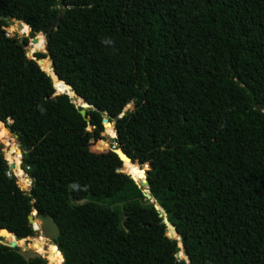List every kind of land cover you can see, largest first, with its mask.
<instances>
[{
    "label": "trees",
    "instance_id": "16d2710c",
    "mask_svg": "<svg viewBox=\"0 0 264 264\" xmlns=\"http://www.w3.org/2000/svg\"><path fill=\"white\" fill-rule=\"evenodd\" d=\"M11 18L29 28L21 43ZM53 21L35 56L91 105L87 122L25 59ZM0 122L30 180L21 190L0 152V228L22 240L31 208L46 215L61 264H264V0H0ZM113 122L117 147L147 162L150 195L163 183L153 198L187 263L97 139ZM0 264L47 262L0 244Z\"/></svg>",
    "mask_w": 264,
    "mask_h": 264
},
{
    "label": "rangeland",
    "instance_id": "374dc122",
    "mask_svg": "<svg viewBox=\"0 0 264 264\" xmlns=\"http://www.w3.org/2000/svg\"><path fill=\"white\" fill-rule=\"evenodd\" d=\"M4 30H5L6 35L10 36V37L11 36H16V37L24 36V37H26V36H28V33H29L28 31H26L25 27L22 28L20 31H17L14 24H9V23L7 24L6 27H4ZM20 32L23 34H21ZM37 35L39 36V41L37 42V44H35V47L39 48L40 50H43L44 46H45L44 36L40 35L39 32L37 33ZM29 40H30V38L28 39V41ZM43 54H46V53H43ZM46 59L48 60L47 57H46ZM132 109H133V102H129L128 106H125L123 108V112H127V111H130ZM7 122H9V121H7ZM105 122H106V132L110 133L111 132V123L107 121V118H105ZM2 126L3 127H1V125H0V128H3V130L5 131V135H4V137H0V152H2L3 157L6 161V166H7L6 173L15 178V182L21 190L27 191L29 189L30 180H29L28 176L25 174V169H23L21 167V155H22L21 149L19 147V144L17 142L15 135L12 134L6 128L5 124L2 123ZM88 127L89 126L85 127V131H88L87 130ZM88 133H89L90 138H93L94 131H92V132L90 131ZM99 138H102L104 141H106L108 145L114 144L113 137L110 138L108 135H106L104 133V128H103V131L99 133ZM5 143L7 145H4ZM10 147H13V148L18 150V153H17L18 155L14 154V153L11 154V159H14V160H15V155L18 156V158H17L19 160L18 169H16L15 166L13 165V163H11L7 159L6 153L8 152ZM88 148L91 151L97 152L94 148V144H91V142L88 143ZM145 179H146V175H145ZM146 190H148V188ZM162 190H163V183L155 182V184H154V195L152 197H156L157 195H159L162 192ZM33 226L34 227H31V228L34 230V233L38 236H33V237L29 236V237L25 238V242H24V238H22L23 240L17 241V244L19 246L18 247L19 252L25 258L35 256V255L40 256V254H42V252L38 251V253H39L38 254L36 252L35 248L38 245H42V246L46 247V251L43 253L45 255V257L48 260H50L53 264H60L61 254L58 253V251H56L55 253L51 252V244H53V238L56 235V228H55L54 224L51 222V220L46 215H40V216L35 215L34 221H33ZM0 241L4 242L3 238H1ZM28 242L31 244L34 242L35 246H31L30 244H26ZM25 247H27V248H25ZM31 248H33V250ZM56 261H58V263Z\"/></svg>",
    "mask_w": 264,
    "mask_h": 264
},
{
    "label": "water",
    "instance_id": "95a60500",
    "mask_svg": "<svg viewBox=\"0 0 264 264\" xmlns=\"http://www.w3.org/2000/svg\"><path fill=\"white\" fill-rule=\"evenodd\" d=\"M56 22H57V21H53V22H51V23H49V24H46V25H44V26L41 27V29H40V31H39V34L44 36V40H45V39L47 38V36H48L47 33H48L49 28H55V24H56ZM8 23H9V24H14V26H15V28H16L17 31H20V30L22 29V24H25L24 22H22L20 19H17V18H11V19L8 21ZM25 25H26V24H25ZM26 26H27V25H26ZM27 27H28V26H27ZM28 32H29V28H28ZM20 33H21V32H20ZM21 34H23V33H21ZM23 37H24V36H22V37H21V36L18 37V41H19L20 43L22 42V38H23ZM37 42H38V35L35 34L34 36H32V37L30 38V40L28 41V43L23 44V50H24V56H25V59H26V60H34V61L36 62V64L39 66V62H38V61H39V60H42V59H46V57L37 58V57L35 56V53H37V52H39V53H47V50H46V45L44 46L43 51H41L39 48L35 47L34 45L37 44ZM47 58H48V57H47ZM48 61H49L50 68H51V74H52V76L54 77L55 81H56L57 83H62V86H64V88H65L64 90H61V89L56 88V87L53 85V87H54V93H53L52 95H58V94H60V93H65V94L69 97L70 101L74 104V106L78 107V112H79V114H80V115L82 116V118L87 122V121H88V117L85 115V110L91 108V105H90L89 103L83 101L80 97H78V96L76 95L74 89H73L70 85H68L67 83H65L64 81H62V80H60V79L58 78V76H57V75L55 74V72L53 71V68H52V62H51L49 59H48ZM39 68H40V66H39ZM40 69H41V68H40ZM41 70H42V69H41ZM42 71H43V70H42ZM44 72H45V71H44ZM45 73L49 76V78H50L52 84H54V83H53V80H52V76H51L48 72H45ZM59 88H60V87H59ZM77 99H79L80 102H78ZM122 112H123V111H122ZM9 122H11L10 119H9ZM0 123H2V122H0ZM101 123H102V121H101ZM87 126H89L88 123H87ZM112 130H113V132H114V136H113V138H114V137H115L114 122H113V125H112ZM106 135H107V134H106ZM110 138H111V137H110ZM97 139H98V140H103L102 138H97ZM97 139H95V138H90V139H89V142H91V144H95V142H96ZM89 142H88V143H89ZM106 151H113V152L118 156V158H119L120 161H121V168H119V170H120L121 172H124V173L128 174L129 176H130V174L127 173V170H126V169L124 168V166H123V160H126V161H128V162H130V163L137 164L139 167H140V166H143V165H145V164H147V162L140 163V162H138L137 159H132V158H130V157H129V156H128V155H127V154H126L121 148L117 147V145H116L115 142H114V144L109 145V146H108V149H107ZM130 178H132V177L130 176ZM132 180L137 184L138 187L141 188V190H142V189H145V190H146V189L148 188L146 179H144L145 186H143V188H142V184L140 183V180H139V179H137V180L135 181V180L132 178ZM142 198H143V200H145V201L151 203L152 206L155 208V210H156L158 216L160 217V222L164 225V232H165V235H166L168 238L173 239V237L171 236V233L174 232V233L176 234V236H177L176 240H179V242H180L179 235H178V233L175 231V227H174V225H173L171 222H169V221L167 220L166 211H165V210L159 205L158 201L150 195V193H149L148 190H147V192H144V191L142 190ZM160 211H161V212H160ZM35 215H36V210H35L34 208H31L30 212H29L28 215H27V222H28V225H29L30 227H33V221H34V216H35ZM0 232H4V233H6V234L12 235L13 238H14L15 240H19V239H16V237L14 236V234H12L11 232H9L6 228H2V227H1V228H0ZM33 236H38V235H36L35 233H33V235H31L30 237H33ZM26 238H27V237H26ZM3 241H4V242H1V241H0V244H2V245H7V246H9V247H16V245L9 244L10 238H8V237H7V238H3ZM51 246H52L53 248H55V250H57V247H56V245H55L54 243L51 244ZM180 250H181V252H182V254H183V250H182L181 242H180V245H178V244L176 243V248H175V254H174V257H175V258H178V259H182L185 263H187V259H186V257L184 256V254H183L184 258H179V253H178V252H179ZM57 251H58V250H57ZM58 252H59V251H58ZM40 256L46 260L47 264H51V263L49 262V260L45 257V255H44L43 253L40 254ZM61 262H62V256H61ZM61 262H60V264H61Z\"/></svg>",
    "mask_w": 264,
    "mask_h": 264
},
{
    "label": "bare ground",
    "instance_id": "6f19581e",
    "mask_svg": "<svg viewBox=\"0 0 264 264\" xmlns=\"http://www.w3.org/2000/svg\"><path fill=\"white\" fill-rule=\"evenodd\" d=\"M38 41H39V36H38ZM41 51H43V50H41ZM38 62H39L40 68H41L43 71H45V70L43 69V65H42V63H41V60H39ZM45 72H48V71H45ZM48 73L52 76L51 72H48ZM52 79H53V83H54L53 85H54L56 88L61 89V90H64V89H65L64 86H62V83H57V82L55 81V79H54L53 76H52ZM59 87H60V88H59ZM77 101L80 102L79 99H77ZM0 125H1V127H3V126H2V123H0ZM4 135H5V131L3 130V128H0V137H4ZM13 136H14V135H13ZM5 138H6V137H5ZM4 145H7V144L5 143ZM6 147H7V146H6ZM12 153L17 154V153H18V150L15 149V148H13V147H10L9 150H8V152L6 153V156H7L8 160H9L11 163H13V165L15 166L16 169H18V164H19V160L17 159L18 156L15 155V160H14V159H11V154H12ZM17 155H18V154H17ZM14 163H15V164H14ZM123 166H124V168L127 170V173H129L130 176H131L135 181H136L137 179H139V180H140V183L142 184V187L145 186V182H144V179H145V173H144V170H143V169H140L139 166L134 165L133 163H130V162L126 161V160H123ZM143 175H144V178H141L140 176H143ZM160 212H161V211H160ZM174 235H175V233L172 232V233H171V236L173 237V239L176 240V238H174ZM0 237H1V238H7V237L10 238L9 244H13V245H16L17 247H19L18 244H17V241H20V240H15V239L13 238L12 235L6 234V233H4V232H0ZM22 240H23V239H22ZM24 242H25V239H24ZM26 244H30L31 246H35V243H34V242H33L32 244L29 243V242L26 243ZM25 248H27V247H25ZM31 249L33 250V248H31ZM35 250H36L37 253H38V251L44 253V252L46 251V247H45V246H42V245H38V246L35 248ZM56 251H57V250H55V248H53V247L51 246V252H52V253H55ZM180 252H181V250L178 252V253H179V257H180ZM58 253H59V252H58ZM38 254H39V253H38ZM49 262H50L51 264H53L50 260H49ZM56 262L58 263V261H56Z\"/></svg>",
    "mask_w": 264,
    "mask_h": 264
}]
</instances>
